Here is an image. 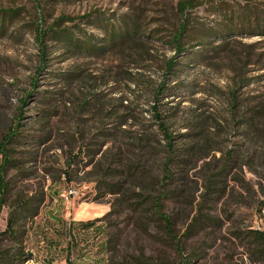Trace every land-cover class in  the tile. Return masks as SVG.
Wrapping results in <instances>:
<instances>
[{
	"label": "rangeland",
	"instance_id": "1",
	"mask_svg": "<svg viewBox=\"0 0 264 264\" xmlns=\"http://www.w3.org/2000/svg\"><path fill=\"white\" fill-rule=\"evenodd\" d=\"M181 1L184 0H0V11L23 9L24 14H28L15 28L27 20L35 21L39 12L49 23L59 17L76 19L100 12L112 22L130 18L139 21L151 34L158 29L162 34V37L153 34L144 40L142 48L129 46L103 58L59 56L61 53L52 45L48 51L51 60L42 72L38 50L27 33L16 39L0 37V133L14 125L19 110L27 114L20 122L25 125L26 134L39 133V125L33 128L26 125L37 120L36 111L52 110L58 114L49 126L52 132L49 143L42 147H19V150L30 151L23 154L24 160L28 155L37 156L36 162L26 164V171L32 176L21 180L20 190L31 196L42 192L46 196L40 214L26 227L25 248L33 260L25 264H122L132 257L144 256L153 262L176 258L164 244L163 234L156 225H137L127 211L119 214L113 196L93 201L98 192L88 175L92 166L84 169L81 165H71L81 172H70L68 158L70 137L84 129L81 119L89 120L92 133L111 130L116 126V117L126 114L121 108L123 105L137 108L135 113H130L137 122L147 125L149 113L144 112L150 109L148 103L154 104L160 85L173 88L169 95L158 99L162 100L159 110L175 116L172 133L203 132V141L182 137L176 147L185 149L200 144L211 151L212 157L219 159L231 152L242 163L241 168L233 169L227 178H220L228 182V192L215 195L220 197L208 203L203 202L205 176L199 170L203 161L188 169L186 175L175 171V175L188 181H181L184 185L176 188L183 192L182 203H168L167 211L174 214L179 234L184 235V255L194 253L191 264H264V260L253 255L249 243L238 235L248 229L264 230V116L255 115L264 110V37L255 34L234 38L226 53L212 52V59L203 62L192 57L182 61L184 54L178 55L171 44H166L180 23L177 5ZM202 1L207 4L192 13V21L210 27L228 24L231 12H236L238 5L250 2L264 8L261 5L264 0ZM227 5L231 7L229 11ZM82 27L86 28L84 24ZM90 32L101 35L94 29ZM224 43L215 41L204 47L224 46ZM183 44L186 54L204 48L189 40ZM170 60L183 62L176 66L177 71L172 76L166 75L164 70ZM64 73L78 74L79 78L65 81L61 78ZM32 90L36 101L29 99L23 107L24 96ZM96 94L101 101L94 99ZM40 96L53 99L54 103L39 104ZM85 100L94 108L84 115L78 108ZM96 112L100 114L92 116ZM113 112L117 115L112 116ZM251 117V126L245 130L243 126ZM133 124L134 119H131L123 129L128 134L142 135L144 132ZM79 147L72 155L78 153ZM81 158L89 160L85 156ZM223 162L218 163L217 172ZM199 209L219 223L200 226L196 235L187 239L188 225ZM8 213L7 207L1 212L0 232L6 228ZM91 223L93 227L84 230V225ZM114 245L116 251L112 253L110 247Z\"/></svg>",
	"mask_w": 264,
	"mask_h": 264
},
{
	"label": "trees",
	"instance_id": "2",
	"mask_svg": "<svg viewBox=\"0 0 264 264\" xmlns=\"http://www.w3.org/2000/svg\"><path fill=\"white\" fill-rule=\"evenodd\" d=\"M205 4L207 2L202 0H184L177 5L180 23L175 26L171 38L167 40L166 44H171L170 47L178 55L184 54L182 61L192 57L196 61L203 62L212 59V52H215L216 55L221 51L226 53L227 50L229 51L227 48L230 41L234 38L252 37L255 34L264 37V8L248 2L242 6L238 5L236 12H231L228 24H219L216 27L193 24L192 13ZM261 5L264 6V3ZM226 8L228 11L231 9L228 5ZM23 11V9L0 11V37L7 36L16 39L23 33H27L38 50L42 65L41 72L48 67V62L51 60L49 58L51 54L48 51L52 45H55L54 50L61 53L59 56L103 58L129 46L142 48L146 43L144 40L150 39L153 34L162 37L161 29L153 30L154 33L151 34V31L144 28L139 21L122 17L112 22L110 17L107 18L100 12L86 14L76 19L59 17L51 23L39 12L35 21L27 20L28 22L23 23L22 26L15 28L21 24L22 17L28 16ZM68 23L71 25L67 26ZM82 24L86 28H83ZM90 29L100 31L101 35L91 33ZM185 40L198 44V47L210 46L215 41L225 43L224 46L199 48L200 52L186 54L187 48L183 44ZM173 59L177 60L178 58ZM182 61L170 60L167 62L164 66L166 75L172 76L177 71L176 66L182 64ZM61 78L65 81H76L79 75L64 73ZM172 90L173 88L170 87L159 86V90L153 98L154 104L148 103L147 105H151L150 109L144 112V114L149 113L147 125L137 122V118L130 113H135L137 108L121 105V108L126 110V114L116 117L117 120L114 121L116 126L113 129H101L92 133L88 126L89 120L84 118L81 119L84 129L76 136L70 137L72 142H69L70 155L68 156L70 172H81L80 168H74L71 165H81L84 169L92 166L88 175L92 177L98 192L93 201L100 202L107 195L115 197L114 205H116V211L119 214L127 211L131 218L136 220L137 225L145 227L156 225L163 234L164 244L176 256L174 260L165 262H153L144 256L132 257L129 261L121 262L122 264H191L194 253L184 255V235L179 234L174 214L167 211L168 203H182L183 192L176 188L184 185L180 184L181 181H188L175 175V171H179V175H186L188 169L203 161L199 170L205 176L203 182L206 193L203 196V202L208 203L214 201V197L216 199L220 197L215 195H225L228 192V182L220 180V178H227L238 166L241 168L242 163L238 162L239 158L233 157L231 152L217 159L215 156L212 157L211 151H206L200 144L185 149L176 147L177 141L182 137L197 142L203 141V132L187 135L172 133L175 116L172 113L159 110L162 100H158L162 99L163 95H169L167 93ZM34 93L32 90L24 96L23 107L27 106L29 99L36 101L33 98ZM94 99L102 100L99 94H96ZM38 103L51 105L54 100L40 96ZM93 108L94 106L89 105L88 100H85L78 110L79 113L85 115V113H91ZM36 112L37 120L33 123L26 122V125L31 128L39 125V133H25V129H23L25 125L20 122L27 114L21 110H19L16 125L15 123L11 124L0 133V215L4 208L9 209L6 228L0 232V264H25L33 260L32 254L28 253L25 248V239L28 234L26 227L28 223L32 224V221L40 214L46 202V196L43 192L37 196H31L20 190V183L32 176L29 171H26V164L36 162L37 156L28 155L29 158L24 160L23 154H30V151L19 150V147L27 145L42 147L49 143L52 137V132L49 130L50 123L53 118L58 117L57 112L52 110ZM99 114L100 112H96L92 116ZM256 114L264 116V110ZM115 115L117 112L112 113V116ZM142 117L144 118L143 115ZM131 119H134L133 125L141 129L142 133L144 132L142 135L139 133L128 134L123 129ZM97 120L101 122L100 117ZM251 122L252 117L245 122L243 128L248 130ZM126 133L130 141L127 139L125 142L124 134ZM246 133L244 132V134ZM108 145L110 146L108 147ZM78 146H80L78 153L72 155ZM82 156L89 160H83ZM222 162L221 170L217 172L218 163ZM215 163L217 166H214ZM12 172L15 175L11 176ZM201 209L188 225L185 234L187 239L194 237L195 232L201 229L200 226L209 227L210 224L216 226L219 223L218 220L203 215ZM208 223L209 225H207ZM92 227L93 223L86 224L83 228L90 229ZM238 235L249 243L253 255L263 261L264 230L248 229L239 232ZM110 250L112 253L115 252V245L111 246ZM109 264L117 263L109 262Z\"/></svg>",
	"mask_w": 264,
	"mask_h": 264
},
{
	"label": "built area",
	"instance_id": "3",
	"mask_svg": "<svg viewBox=\"0 0 264 264\" xmlns=\"http://www.w3.org/2000/svg\"><path fill=\"white\" fill-rule=\"evenodd\" d=\"M70 193V195H73V192H69ZM66 200H67V198H66ZM259 230V229H258Z\"/></svg>",
	"mask_w": 264,
	"mask_h": 264
},
{
	"label": "crops",
	"instance_id": "4",
	"mask_svg": "<svg viewBox=\"0 0 264 264\" xmlns=\"http://www.w3.org/2000/svg\"><path fill=\"white\" fill-rule=\"evenodd\" d=\"M84 230H88V229H84Z\"/></svg>",
	"mask_w": 264,
	"mask_h": 264
}]
</instances>
